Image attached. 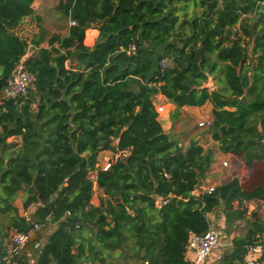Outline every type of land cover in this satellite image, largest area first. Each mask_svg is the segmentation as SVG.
Segmentation results:
<instances>
[{
  "label": "trees",
  "instance_id": "trees-1",
  "mask_svg": "<svg viewBox=\"0 0 264 264\" xmlns=\"http://www.w3.org/2000/svg\"><path fill=\"white\" fill-rule=\"evenodd\" d=\"M34 1L0 0V96L20 63L33 76L26 94L0 103V260L12 234L32 227L15 205L20 191L38 223H57L35 264H115L112 255L123 264H189L187 240L207 230L209 214L223 217L230 233L249 201L264 202V0H59L57 9L77 24L23 60L29 42L14 30ZM189 4L200 12L181 19ZM255 15L250 27L242 22ZM89 28L98 30L92 47L84 44ZM131 43L136 49L127 53ZM206 73L216 88L199 87ZM158 93L175 106L171 120L182 107L209 102L212 141L238 157L248 177L191 194L214 150L168 139L153 104ZM102 150L116 158L106 171ZM95 171L105 195L98 206ZM156 197L168 202L157 207ZM249 216L246 236L233 238L239 260L264 237L262 215Z\"/></svg>",
  "mask_w": 264,
  "mask_h": 264
},
{
  "label": "crops",
  "instance_id": "crops-1",
  "mask_svg": "<svg viewBox=\"0 0 264 264\" xmlns=\"http://www.w3.org/2000/svg\"><path fill=\"white\" fill-rule=\"evenodd\" d=\"M58 1L59 0H56V6H55L56 8H57ZM32 7H33V13L29 16L24 17L21 20V22L19 23V25L14 30V33L16 35L20 36L21 38L26 39L29 42L28 46H31L35 49H37L38 47H47V39L51 35H53V34H59L61 36L67 35L68 28L70 26L67 28V30L64 33H61V31L58 30L56 32H53L49 36L45 37L44 31L42 33H40L39 30H40L41 26H44L43 25L44 22L49 21V20H37V19H39V18L41 19V17H43V12L46 11L45 8H50L51 6H48L47 0H35L32 4ZM32 18H35L34 21L37 24V28L34 27V24L32 23L33 20H30ZM69 21H70V19L68 20V22ZM69 25H70V22H69ZM91 31H95V34H93L91 42L88 43L86 41V35L88 32H91ZM33 32H35V34ZM97 36H98V30L96 28L87 29L85 32V38H84L85 45H87L88 47H92L93 44L95 43L96 39H97ZM32 39L38 40V42H39L38 46L31 44ZM29 55H31V54L26 53V55L23 57V60L26 57H28ZM66 63H65V66L68 67L66 65ZM74 65H75V62H70V66H74ZM153 104L155 107L160 106V105L163 106L164 111L162 113L158 114V120L160 121L163 130L166 132L167 129L172 127V121L170 120V115L174 111L175 106L172 103H170L168 101V99L166 97H164L163 95H161L160 93L156 94L153 97ZM185 107H188V106H185ZM185 107H182V108H185ZM211 118H207V119H211ZM173 132H175V131H173ZM180 140H181V144H183L184 147H187L189 145L190 141L194 140V141H197L200 145H202L205 150H207L209 148L214 150V162L211 164L210 170L208 171L207 176L204 178L203 184H201V186H207V185H214L215 186L217 184H221L224 180H226V178H229L232 175H234L236 177H242V176H245L247 174V168H245V166H243L244 164L242 165V162L239 160V158L235 157L231 154H223L222 152H220L217 149V144L212 141L211 136L208 132L206 135H202V133H200L199 131H197L195 134L188 135L186 137L181 135ZM7 142L14 143L16 146H18V144L20 143V137L19 136H11L7 139ZM107 155H112V153L108 150L100 151L99 156H98L99 162H102L103 157L107 156ZM224 155H226L227 157H231L230 160L232 162V166L234 169L231 170L226 176H223L222 178H220V180L213 181V179L217 176V172L220 170V167L218 166V158L220 156H224ZM235 168L237 169L238 173L236 172ZM212 182H214V183H212ZM95 189H96L95 192L99 193L101 196L102 190H100L99 188H95ZM20 197H23L22 191L19 192L18 198H20ZM92 199H93V197H92ZM92 199H91L92 205L98 206L99 201L97 200V202L95 203L94 201H92ZM259 203H261V210L264 212V202L249 201L247 203V207H248L247 216H249L252 209L257 207ZM17 207H18L21 215L24 216L26 214H29L30 217L33 219V213H34L35 206H32L30 209H27L28 212H26V210H24L22 208L21 204L18 205ZM212 216H213V214H209V218L210 217L212 218ZM214 218H215L216 222H214V221L213 222L215 223V225L217 226V228L219 230V242H218V245L215 247V250L212 252L211 256L209 258H207L203 264H220V263H223V264H240L242 260H239L236 257L234 258L232 256V253L234 252V249H233V247H234V244H233L234 236L230 235V237H228L229 239H227V237H225V236H227V233H225L226 230L224 229V226H225L224 225V218L221 216L219 217L217 215ZM39 224H40L39 225L40 229H42V232H41L39 238H37V236H36V240H35V237H32L33 235H31V237H30L29 241L27 242V244L25 245L21 255L17 259L18 260L17 264H35V261L37 259V256H38L40 249L46 243L48 236L57 227V223H48L49 225H47V226L45 225V223H39ZM221 227H222V229H221ZM33 247H35V249L37 250L35 256H33V253L31 250V248H33ZM22 256H25L27 258V260L25 262L19 260V258ZM190 256L191 255H189L188 258Z\"/></svg>",
  "mask_w": 264,
  "mask_h": 264
},
{
  "label": "built area",
  "instance_id": "built-area-1",
  "mask_svg": "<svg viewBox=\"0 0 264 264\" xmlns=\"http://www.w3.org/2000/svg\"><path fill=\"white\" fill-rule=\"evenodd\" d=\"M70 25H76L77 22L74 19H70ZM136 46L134 43L129 44L126 52H134ZM33 82V76L27 72L22 63H20L13 72L11 79L8 81L7 86L2 91L0 96V103L4 99L16 98L19 95H24L27 89ZM156 112L159 114L163 112V106H156ZM211 124V119H205L199 122L200 127H209ZM112 153V152H111ZM115 155L104 156L102 162H99V168L103 171L110 169L111 164L115 161ZM223 165H227L226 161H223ZM165 177H169L166 172L163 173ZM97 172H93L90 175V179L93 182V190L98 188L96 185ZM214 185H207L199 189L200 192L211 193L214 190ZM168 202L166 197H156L155 205L160 207ZM34 205H30L27 209H30ZM26 209V212H28ZM26 220L32 222V218L29 214L24 215ZM39 228L38 223L32 222V227L27 231H18L12 234L10 241L11 244L7 251V255L3 260H0V264H17V259L21 255L25 245L29 241L32 233ZM219 242V230L214 222L210 220L207 230L203 234L192 233L186 243V259L189 264H203L207 258H209L218 245ZM247 251L241 264H264V237L255 241L246 247ZM191 255L189 258L188 256ZM142 264H150L148 260H144Z\"/></svg>",
  "mask_w": 264,
  "mask_h": 264
},
{
  "label": "rangeland",
  "instance_id": "rangeland-1",
  "mask_svg": "<svg viewBox=\"0 0 264 264\" xmlns=\"http://www.w3.org/2000/svg\"><path fill=\"white\" fill-rule=\"evenodd\" d=\"M47 1H48V6H51V7L50 8H45L46 11L43 12V17H41V19L40 18L37 19V20H49V21L44 22V24H43L44 26H41V28H43V30H44L45 37L49 36L50 34H52L53 32H56L58 30H60L61 33H64L67 30V28L70 26L69 22H68L69 18H65L63 16V14L61 13V11L58 10L55 7L56 6V0H47ZM199 12H200V10L196 9L192 4H189L187 6V8L185 9V15L183 13H181L180 18L182 19L184 16H187L188 18H191L193 15H195L196 13H199ZM256 16L257 15L252 16L251 20H246V19H244L246 17H244L242 19V22L244 24H249V27H250L253 24V22L257 21L256 20ZM30 20H33L32 23L34 24V27L37 28V24L34 21L35 18H32ZM236 28L239 29L238 26ZM33 33L35 34V32H33ZM93 34L94 33H90V38L93 36ZM248 42H250V41L248 40ZM35 51H36V49L31 47V46H29L27 48V53L33 54ZM249 61H251V56L249 57ZM66 65L68 67H70V61H67ZM212 79H213V83L215 85V86L213 85V87L216 88V83L217 82L214 79V76H212ZM210 89H212V88H210ZM207 118H211V105H210L209 102H207L203 106H200V107H197V108L193 107V106H188V107L182 108V109H180L178 117L175 120H171V117H170V120L172 121V127L167 129L166 132H172V133H175V134H177L179 136L183 135L185 137L188 136V135L195 134L197 131L202 133V135H206L207 132H208V128L207 127H200L199 126V122L203 121V120H205ZM173 131H175V132H173ZM230 158L231 157H227L226 155L220 156L218 158V166L220 167V170L217 172V176L213 179V181L220 180V178H222L223 176H226L231 170L234 169L233 166H232V162H231ZM223 161L227 162L226 166L223 165ZM242 165H243V162H242ZM235 170L238 173L236 168H235ZM248 175H249V170L247 168V174L245 176L238 177V179L239 180H244V179H246L248 177ZM212 183H214V182H212ZM18 196H17V198L15 200V205H17V204L18 205H20V204L22 205V201L24 199V195H23V197H20V198H18ZM103 198H105V195L103 194V192H102L101 196H100L99 193H97L95 191L93 192L92 201H94L95 203L98 200L99 201L98 204H100V201ZM255 209H257L259 211V213L262 215V218L264 220V212L261 210V203H259L257 207L252 209V211L255 210ZM218 212L220 213L219 210H218ZM213 216L215 217L216 215L213 213ZM213 216H212V218L210 217L209 219L212 222L213 221L216 222V220H215V218ZM34 220L35 219L33 218L32 221H34ZM251 221H252L251 217L247 216V215H246V217H244V219L236 221V225L231 227L230 233H228L227 231L225 232V233H227V236H225V237H227V239H229L228 237H230V235H233L234 237H244V236H246V234L248 233V229L250 227L249 224L251 223ZM34 222H37V221L35 220ZM44 223H45L46 226L49 225L48 222H44ZM38 225H40V224L38 223ZM41 232H42V229H40V226H39V228L37 230H35L34 233H32V235H33L32 237H35V240H36V236H37V238H39ZM31 250H32L33 256H35L36 251H37L35 249V247L31 248ZM214 250H215V248H214ZM19 260L25 262L27 260V258L25 256H22V257L19 258ZM109 261H111V262H113L115 264H123L124 263L122 256H115V255H112L111 256V260L109 259ZM133 262L135 264H141V262L139 260H136V261L135 260H131L129 262V264H132ZM220 264H223V263H220Z\"/></svg>",
  "mask_w": 264,
  "mask_h": 264
},
{
  "label": "water",
  "instance_id": "water-1",
  "mask_svg": "<svg viewBox=\"0 0 264 264\" xmlns=\"http://www.w3.org/2000/svg\"><path fill=\"white\" fill-rule=\"evenodd\" d=\"M207 75V81L202 84L201 86H199L200 88H212L214 83H213V79H212V76L209 74V73H206ZM61 99L68 102L69 104V107H70V110H69V114L71 115V119L73 117V112H72V108H71V103H70V96H66L65 94V91L63 90L62 91V96H61ZM71 119L69 122H71ZM165 132V131H164ZM165 134L167 135L168 139L176 144H181V140H180V136L175 134V133H172V132H165ZM72 147L74 148V145L72 144ZM204 187V186H201V188ZM191 194H194V195H198L199 194V189H195L191 192ZM219 201H220V206L221 207H224V203L222 202V198H219ZM221 211V210H219ZM132 213V212H131Z\"/></svg>",
  "mask_w": 264,
  "mask_h": 264
}]
</instances>
